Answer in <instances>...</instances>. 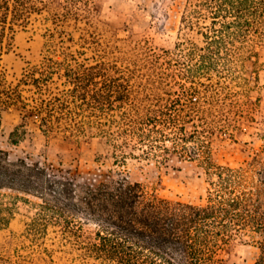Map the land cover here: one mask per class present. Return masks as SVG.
<instances>
[{
	"label": "rangeland",
	"instance_id": "obj_1",
	"mask_svg": "<svg viewBox=\"0 0 264 264\" xmlns=\"http://www.w3.org/2000/svg\"><path fill=\"white\" fill-rule=\"evenodd\" d=\"M12 4L15 0H10ZM8 14L0 73L27 108L1 110L0 147L67 170L77 182L117 173L147 196L204 202L223 167L260 178L264 161V6L220 0H23ZM44 77L37 89L24 73ZM39 78V79H40ZM157 117L149 122L148 118ZM151 121V120H150ZM18 130L16 144L10 132ZM65 175H68L65 172ZM40 198L0 188L11 208L0 264H118L75 234L28 227ZM258 233L233 232L221 264H253Z\"/></svg>",
	"mask_w": 264,
	"mask_h": 264
},
{
	"label": "trees",
	"instance_id": "obj_2",
	"mask_svg": "<svg viewBox=\"0 0 264 264\" xmlns=\"http://www.w3.org/2000/svg\"><path fill=\"white\" fill-rule=\"evenodd\" d=\"M227 4H256L264 0H220ZM23 0H0V56L8 14L23 18ZM24 73L21 83L30 77L37 89L44 77ZM40 78V79H39ZM7 82L0 73L1 110L15 105L47 118L39 107L27 108L20 88ZM149 122L157 117L148 118ZM151 120V121H150ZM18 130L10 132L16 144ZM264 166V161H263ZM65 172L68 175H65ZM257 181L249 179L243 166L223 167L207 191L204 202L192 203L161 196H147L143 186L125 175H107L93 181L77 182L67 170L50 161L29 155H12L0 147V188H10L40 198L29 224L32 234L54 223L66 233L75 234L78 217L92 219L97 225L89 249L97 257L118 264H221L218 252L233 232L258 233L259 255L253 264H264V168ZM11 208L0 205V231L8 226Z\"/></svg>",
	"mask_w": 264,
	"mask_h": 264
}]
</instances>
